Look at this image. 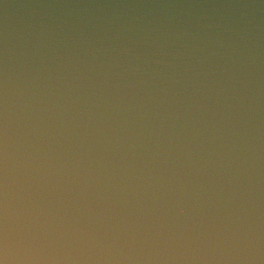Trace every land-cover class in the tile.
<instances>
[{
    "label": "clouds",
    "instance_id": "9594fccd",
    "mask_svg": "<svg viewBox=\"0 0 264 264\" xmlns=\"http://www.w3.org/2000/svg\"><path fill=\"white\" fill-rule=\"evenodd\" d=\"M0 264H264V0H0Z\"/></svg>",
    "mask_w": 264,
    "mask_h": 264
}]
</instances>
